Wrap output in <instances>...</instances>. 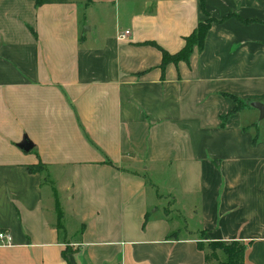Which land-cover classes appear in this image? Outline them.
Wrapping results in <instances>:
<instances>
[{"label": "crops", "instance_id": "1", "mask_svg": "<svg viewBox=\"0 0 264 264\" xmlns=\"http://www.w3.org/2000/svg\"><path fill=\"white\" fill-rule=\"evenodd\" d=\"M204 8L161 68L198 0H0V264H264V0Z\"/></svg>", "mask_w": 264, "mask_h": 264}, {"label": "trees", "instance_id": "2", "mask_svg": "<svg viewBox=\"0 0 264 264\" xmlns=\"http://www.w3.org/2000/svg\"><path fill=\"white\" fill-rule=\"evenodd\" d=\"M68 0H35V5H42L46 3H61V2H67ZM204 1L205 0H198V4L200 9L203 13L207 14L205 12L204 8ZM208 15V14H207ZM212 22V17L207 18V20H200L198 21L196 27L186 36L184 37V44L175 53L168 52L167 50H164L162 47H160L156 42L154 41H147L145 43L153 45L156 47L160 53H161V68H165V65H167L168 62L176 63L178 61L187 60L189 55L192 53L194 47H197L198 49H201L204 45V41L206 38V33L210 27V23ZM237 101V100H236ZM241 101H237L236 105L232 107L231 111H236L242 106ZM227 116H222V119H225ZM40 167V164H35L32 166H29L28 169L31 172L36 171ZM147 214H145V217ZM212 246V250L215 251L217 249H220L223 258L218 260L215 264H243V253L245 250V245L232 240L230 242H224V241H217L209 243ZM207 259V256H206Z\"/></svg>", "mask_w": 264, "mask_h": 264}, {"label": "rangeland", "instance_id": "3", "mask_svg": "<svg viewBox=\"0 0 264 264\" xmlns=\"http://www.w3.org/2000/svg\"><path fill=\"white\" fill-rule=\"evenodd\" d=\"M116 2H118V0H116ZM113 5V6H112ZM114 3L113 2H110L108 6L106 7H100V6H97L96 4L93 6L92 10H94V13L93 15H91V19L93 20L94 17H98L100 14L101 15H107V17L109 18L110 21H112L113 23V20L115 19V13H116V10L114 9ZM127 7H130L129 6V3L127 2H120V15L123 14V11L125 9H127ZM212 16H209V15H205L204 18L202 20H207V18H211ZM124 22L123 20L120 21V24ZM163 197V196H162Z\"/></svg>", "mask_w": 264, "mask_h": 264}, {"label": "built area", "instance_id": "4", "mask_svg": "<svg viewBox=\"0 0 264 264\" xmlns=\"http://www.w3.org/2000/svg\"><path fill=\"white\" fill-rule=\"evenodd\" d=\"M128 32L129 30H124V32H121L118 35V38L119 39L124 38V36L128 34ZM11 242H12V236L10 235L9 231L0 230V244L7 246L8 244H11Z\"/></svg>", "mask_w": 264, "mask_h": 264}, {"label": "water", "instance_id": "5", "mask_svg": "<svg viewBox=\"0 0 264 264\" xmlns=\"http://www.w3.org/2000/svg\"><path fill=\"white\" fill-rule=\"evenodd\" d=\"M248 104L254 108H256L257 110H259L260 112V115H259V118H261L263 115H264V107H263V104L260 102V101H250L248 102ZM28 141H23L22 143V146L24 149H29L31 148L30 144L29 143H26Z\"/></svg>", "mask_w": 264, "mask_h": 264}]
</instances>
